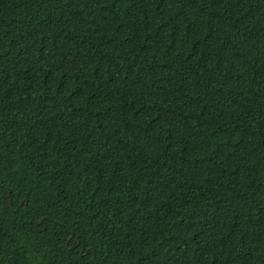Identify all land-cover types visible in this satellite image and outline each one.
Here are the masks:
<instances>
[{"label": "trees", "instance_id": "1", "mask_svg": "<svg viewBox=\"0 0 264 264\" xmlns=\"http://www.w3.org/2000/svg\"><path fill=\"white\" fill-rule=\"evenodd\" d=\"M0 264H264V0H0Z\"/></svg>", "mask_w": 264, "mask_h": 264}]
</instances>
